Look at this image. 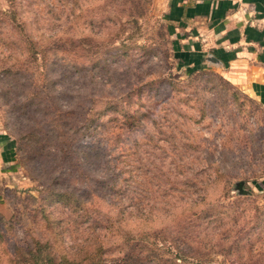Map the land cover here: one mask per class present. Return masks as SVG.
Segmentation results:
<instances>
[{
	"label": "rangeland",
	"instance_id": "374dc122",
	"mask_svg": "<svg viewBox=\"0 0 264 264\" xmlns=\"http://www.w3.org/2000/svg\"><path fill=\"white\" fill-rule=\"evenodd\" d=\"M171 3L0 0V264H264V107Z\"/></svg>",
	"mask_w": 264,
	"mask_h": 264
},
{
	"label": "crops",
	"instance_id": "0c3cea01",
	"mask_svg": "<svg viewBox=\"0 0 264 264\" xmlns=\"http://www.w3.org/2000/svg\"><path fill=\"white\" fill-rule=\"evenodd\" d=\"M172 2L174 15L171 17L185 22L184 26L191 25L196 31H204L206 24H212V47L224 52V75L232 82H239L264 107V0ZM3 137L0 133V144L5 142ZM2 146L5 147L0 150V163L4 164L10 160L6 145ZM8 172L0 165V195L9 182L5 177Z\"/></svg>",
	"mask_w": 264,
	"mask_h": 264
},
{
	"label": "trees",
	"instance_id": "16d2710c",
	"mask_svg": "<svg viewBox=\"0 0 264 264\" xmlns=\"http://www.w3.org/2000/svg\"><path fill=\"white\" fill-rule=\"evenodd\" d=\"M0 238H1V232H0ZM135 248H138V252L143 250V247L142 246H138L136 247L134 244H131L127 247V252L125 255H128V256H131V251H133ZM129 258V257H128ZM71 260V259H70ZM73 261V260H71Z\"/></svg>",
	"mask_w": 264,
	"mask_h": 264
},
{
	"label": "water",
	"instance_id": "95a60500",
	"mask_svg": "<svg viewBox=\"0 0 264 264\" xmlns=\"http://www.w3.org/2000/svg\"><path fill=\"white\" fill-rule=\"evenodd\" d=\"M236 185H237V188H238L241 192H244V191H245L244 189H241V181H238V182L236 183Z\"/></svg>",
	"mask_w": 264,
	"mask_h": 264
}]
</instances>
